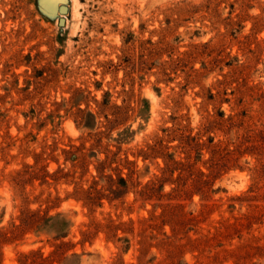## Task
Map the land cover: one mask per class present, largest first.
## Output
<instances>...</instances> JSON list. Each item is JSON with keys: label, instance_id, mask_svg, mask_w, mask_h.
<instances>
[{"label": "rangeland", "instance_id": "1", "mask_svg": "<svg viewBox=\"0 0 264 264\" xmlns=\"http://www.w3.org/2000/svg\"><path fill=\"white\" fill-rule=\"evenodd\" d=\"M0 0V264H264V0Z\"/></svg>", "mask_w": 264, "mask_h": 264}, {"label": "water", "instance_id": "2", "mask_svg": "<svg viewBox=\"0 0 264 264\" xmlns=\"http://www.w3.org/2000/svg\"><path fill=\"white\" fill-rule=\"evenodd\" d=\"M37 7L46 18L58 19L61 26L65 24V15L69 12V0H37Z\"/></svg>", "mask_w": 264, "mask_h": 264}]
</instances>
